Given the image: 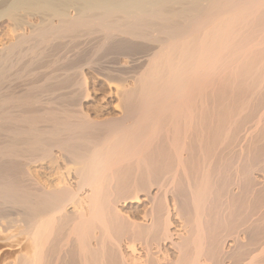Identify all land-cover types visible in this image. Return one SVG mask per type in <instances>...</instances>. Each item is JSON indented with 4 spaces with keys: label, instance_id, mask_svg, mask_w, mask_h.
Wrapping results in <instances>:
<instances>
[{
    "label": "bare ground",
    "instance_id": "6f19581e",
    "mask_svg": "<svg viewBox=\"0 0 264 264\" xmlns=\"http://www.w3.org/2000/svg\"><path fill=\"white\" fill-rule=\"evenodd\" d=\"M20 4L45 13L0 48V264H264V0ZM86 69L120 115L85 108Z\"/></svg>",
    "mask_w": 264,
    "mask_h": 264
},
{
    "label": "rangeland",
    "instance_id": "374dc122",
    "mask_svg": "<svg viewBox=\"0 0 264 264\" xmlns=\"http://www.w3.org/2000/svg\"><path fill=\"white\" fill-rule=\"evenodd\" d=\"M0 10L2 12V13H0V19H1L0 20V48L2 46H4V45H7L8 43H11L14 40L15 37H13L12 35H15V32H16V34L18 32L19 33H21V32L22 33L29 32L30 31L29 30L30 29V25H33V26L37 25L39 23L37 21L38 20L40 21V19H39L40 18V15H42L43 13H45V10L44 9H38L36 7L33 8L32 6L30 7V5H28V6L27 5H23L22 6V4H20V5H16L15 6L14 5V0H0ZM41 12H43V13L41 14ZM39 13H40V15H39ZM36 14L39 15L38 16L39 18L37 17ZM26 19L28 21L30 20L29 22L27 21L30 25L28 23H27L28 25L26 24ZM32 22H33V24H32ZM22 27H24V28H22ZM23 29H24V31H22ZM25 29H26V31H25ZM25 46H27V45H25ZM32 60H33V58H31L30 56L27 57V58H25V60L22 61L23 63L21 62V64H18L17 66H15L12 69V72H15V70L21 68L22 74H24L25 72H27V70L24 69V66L28 63V61H32ZM39 60L40 59H37L36 61H34V60L32 61L33 63L35 62L34 63L35 65L36 64L38 65V68L39 69L37 68V65L35 66L32 63L34 67H32V65H31L30 68H31V70H33V72H31V70L28 69L29 76L27 75L28 72H27V74H25L26 76L24 75L25 76L24 78L29 77V78H27L28 80H30V79L32 80L33 79L32 81L30 80V82H32V83H37L38 82V81L35 82L36 80L34 81V79L36 77L34 75H37L38 74V71L37 70H41L42 68H45V67H47V70H49V71H50V69H53V63H52V58L51 57H45V58H43L44 61L42 60V61L39 62ZM126 62H127V59L125 57H121L119 59V63H121V64H119L120 67L123 68L124 65H126ZM41 63H42V65H44L45 63L46 64L43 67L41 65ZM39 64H40V66H39ZM21 65L23 66V69L24 70L22 69ZM40 67H41V69H40ZM34 68H36V69H34ZM48 68H50V69H48ZM42 70L39 71V74L36 77V79L39 78L42 75L43 72L45 73L47 71L46 68H45L46 71L43 70V72H42ZM35 71H36V74L33 75V73ZM30 72L32 73L31 75H30ZM51 72H52V70L50 72H48V73H51ZM48 73H46V74H48ZM85 73H86V76L88 78V89H89V93L91 95V97L88 100H84L83 101V104H84L85 108L91 112V114H92L93 117H95L96 115L99 114V110H100L101 105L106 106L108 108V113H105L106 115L104 114L102 116V118L105 117V116L107 117L109 114H113V115L116 114L117 116L120 115V110L119 109L116 110V111H114V109H113V108H115V106H116V104H117L118 101L115 100L114 98L109 97L110 96L109 85L107 84L108 83L107 81H106L107 83L104 81L106 79H104V77H102V75H99L98 73H96L95 71H93L91 69H86L85 70ZM32 75H33V77H30ZM38 80H40V79H38ZM48 83H51V82H48ZM112 85H115V83L112 84ZM56 104H58V103H56ZM52 105L54 106L55 104H52ZM98 108H99V110H98ZM55 154H59L58 151H55ZM47 163H48V161H44V162L38 164L37 166L31 167V170L33 172H39L40 171L41 172L40 173L41 176L42 175L44 176V174L45 175H49L51 173V174H53V178L56 179V183H57V181L60 180V179H58V178H60L59 177L60 171L61 170L66 171V168H68L67 167L68 165H66L65 162L63 161L62 164H61V166H60V169L58 168V169H55L54 170V169H52V167H50L52 164L50 165V164H47ZM47 165L49 167H47ZM50 169H52V170H50ZM56 171L58 172V174L56 173ZM55 173L57 174L56 176H55ZM259 175H261V174H256V179L259 177ZM261 176L259 177V179L261 178L260 181H259V179H257V181H259V183L262 182L263 181V178H264V176H262V177ZM74 180H75V178L73 179V181ZM53 183H55V182H53ZM56 183H55V185H56ZM87 192H89V189H88ZM152 192L155 193L156 190L153 189ZM139 197H140V199L136 203H128V204L124 205L122 202H120V203H118V206L121 209L122 214L127 215V216H130L129 218H133V219H135L137 221H140V222L143 221L144 222L145 220L142 217L143 216L142 214H143V211L144 210H147L149 208V202H148L147 197L145 196V194H140ZM87 206L88 205L86 204V209L88 210V207ZM68 210H69V212H71V211H73V208L70 207V209L68 208ZM174 217H175L174 218V220H175L174 221V225L177 224V225H175V227H173V230L174 229H177L174 232L177 231L176 234H180V232H181V234H185L186 235L187 234L186 233V230L181 227V226H183V224H182L183 222L179 218H176V216H174ZM184 230H185V232H183ZM177 238L179 239L178 235L175 238V240L176 241H179ZM123 242H125V241H123ZM139 244L140 243H138V242L136 243V250L138 252H140V253H137V251H136L133 254V252H132V250L130 248L129 249L126 248V250H128V251H126V256H127V258H128L129 261H132V263H135L136 261H140L142 259L143 260L145 259V257H144L145 256L144 255L145 254L144 253V251H145L144 250V247L141 244L140 245L142 247H140ZM124 246L126 247L127 245L124 243ZM163 249H164V252L163 253L165 255L166 254L169 255L168 257L171 258V259L168 258L170 261L172 260L171 262H173V261H175L177 259L178 255H179V252L176 250L175 247L173 248V245H171V243L164 244ZM134 255H136V256L134 257ZM137 255L140 256V257L144 255L143 256L144 258L142 257L140 260H138ZM160 255L162 256L163 254L160 253L159 256ZM161 256L159 258L162 259L163 256L162 257ZM201 261L204 262V258L203 257H201ZM6 264H12V263L11 262H8Z\"/></svg>",
    "mask_w": 264,
    "mask_h": 264
}]
</instances>
